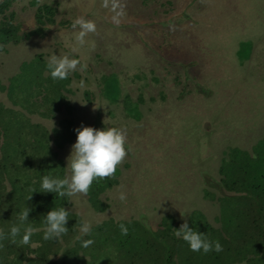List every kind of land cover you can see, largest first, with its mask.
I'll list each match as a JSON object with an SVG mask.
<instances>
[{"label":"rangeland","instance_id":"rangeland-1","mask_svg":"<svg viewBox=\"0 0 264 264\" xmlns=\"http://www.w3.org/2000/svg\"><path fill=\"white\" fill-rule=\"evenodd\" d=\"M174 2L167 16L178 19L156 0L13 3L22 40L0 52V80H37L30 100L53 115L29 112L28 93L20 106L5 93L0 101L49 130L68 183L65 209L81 221L70 237L51 228L59 242L50 264L64 251L70 264H264V186L253 187L264 168V0ZM46 5L54 23L26 38ZM83 161L120 171L118 186L99 194L101 212L75 173ZM37 244L0 264H48Z\"/></svg>","mask_w":264,"mask_h":264},{"label":"trees","instance_id":"trees-1","mask_svg":"<svg viewBox=\"0 0 264 264\" xmlns=\"http://www.w3.org/2000/svg\"><path fill=\"white\" fill-rule=\"evenodd\" d=\"M14 2L15 0H0V52L4 51L9 43L16 44L22 40L20 34L22 26L15 23V12L12 9ZM55 12L56 9L49 5L43 8L38 7L34 16L36 27L27 32L25 37L43 35L47 29L46 26L54 23ZM44 24L45 27H43ZM24 78L17 74L9 79L8 85L0 80V94L5 93L13 105H19L20 101L16 98L21 96L25 98L24 94L28 93L25 102L27 108H30L29 112L39 113L41 116H52L53 113L49 110L47 113L40 111L36 99L30 100L33 94L40 92V88L32 85L36 84L39 87L41 85L33 79L24 83ZM27 85L28 87L25 88ZM62 97L63 100L66 99ZM61 106H66V102L62 103L60 108ZM56 133L59 135L57 138H62L61 132L56 130ZM14 141L19 142L17 145L11 144ZM66 142L67 140L60 142V146ZM59 159L52 147V138L47 128L32 123L22 112L7 107L0 101V263H6L8 252H13L14 248L22 249L20 254L25 257L23 248L27 249L26 252H31L30 245L37 242L34 249L39 252L43 261L50 264L48 251L55 249V245L59 242L58 234L51 233V228L57 229L60 234H65L67 231L70 237L75 226L80 224L78 215L65 209L69 203V190L65 169L58 164ZM74 170L80 179L82 190L87 189L84 192L92 208L98 212L103 211L105 204L99 198V194L118 183L119 169L111 173L107 165L94 167L92 163L83 161L76 162ZM257 174L261 179V185L255 184L254 188L264 186V168ZM228 181L235 183L239 179L235 174V179ZM258 190L256 191L258 196L264 192V189ZM247 220L250 222L249 215ZM111 221L113 220L101 224ZM9 224L12 225L10 229ZM203 224L204 228L200 227L193 235L194 244H200L203 234L205 235L204 229L208 228L209 224L206 221ZM46 227H50V230L44 233L42 230ZM91 229L92 233L97 231L99 236L104 232L103 225L99 224ZM6 233H13L15 236L23 234V239L28 238V241L13 244L14 242L5 236ZM262 235L264 237V233ZM166 236L167 234L156 235L159 239H164ZM154 238L153 232V241ZM263 241L264 238L259 242ZM83 244L89 245L86 242ZM123 244L126 243L123 241ZM128 244L133 246V249L136 247L134 242L130 241ZM137 245L141 247L140 243ZM18 255H11V257L16 258ZM70 263L69 254L64 251L60 264Z\"/></svg>","mask_w":264,"mask_h":264},{"label":"crops","instance_id":"crops-1","mask_svg":"<svg viewBox=\"0 0 264 264\" xmlns=\"http://www.w3.org/2000/svg\"><path fill=\"white\" fill-rule=\"evenodd\" d=\"M182 1H185V0H182ZM156 2L158 3V4H160L161 5V7L159 8V9H162V13H163V11L165 10V8H163L162 6H167L168 7V10H167V13H166V18L167 19H173V18H176V17H178V18H180V13H176V14H178L177 16H174V14L172 13L170 16H167V14H168V11H169V5L172 3V4H175V2H174V0H156ZM158 8H154L153 7V13H154V15H155V13L159 10ZM186 17V19H187V16H185ZM155 18H156V16H155ZM178 18H176V19H178ZM176 21V20H175ZM180 22L182 23V21L180 20ZM167 51H168V53L169 54H171V57H172V54H173V50L172 49H167ZM170 57V58H171ZM120 176V175H119ZM118 184H119V181H118V183L115 185V186H118ZM114 187V186H113ZM111 189V188H110Z\"/></svg>","mask_w":264,"mask_h":264}]
</instances>
